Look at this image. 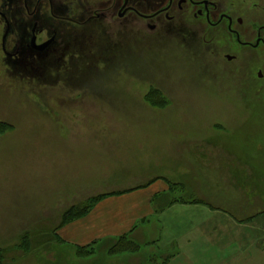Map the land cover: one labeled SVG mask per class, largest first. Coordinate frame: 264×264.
<instances>
[{
    "label": "rangeland",
    "instance_id": "374dc122",
    "mask_svg": "<svg viewBox=\"0 0 264 264\" xmlns=\"http://www.w3.org/2000/svg\"><path fill=\"white\" fill-rule=\"evenodd\" d=\"M137 5L152 11L159 0ZM174 14L156 31L130 15L61 27L66 50L30 54L22 65L0 53V123L12 126L0 134V248L7 264L168 263L175 243L114 254L112 241L97 243L82 257L54 235L72 206L149 172L180 178L179 195L205 198L239 225L247 220L249 235L263 234L254 241L264 247V112L245 103L242 74L216 63L219 54L200 46L198 28ZM64 153L70 175L56 166ZM80 162L82 169L74 166ZM236 248L227 249L226 260Z\"/></svg>",
    "mask_w": 264,
    "mask_h": 264
},
{
    "label": "flooded vegetation",
    "instance_id": "af4514ba",
    "mask_svg": "<svg viewBox=\"0 0 264 264\" xmlns=\"http://www.w3.org/2000/svg\"><path fill=\"white\" fill-rule=\"evenodd\" d=\"M81 10L87 14L84 19L75 15ZM43 12L48 14L47 24ZM174 13L198 28L200 46L219 54L216 63L229 69L233 65L242 74L245 103L264 112V0H159L152 11L142 10L137 0H0V53L6 61L22 65L30 54L66 50L70 41L60 45L61 27L130 15L156 31L160 22L173 20Z\"/></svg>",
    "mask_w": 264,
    "mask_h": 264
},
{
    "label": "crops",
    "instance_id": "0c3cea01",
    "mask_svg": "<svg viewBox=\"0 0 264 264\" xmlns=\"http://www.w3.org/2000/svg\"><path fill=\"white\" fill-rule=\"evenodd\" d=\"M71 161L64 153L63 161L56 166L70 175ZM74 166L82 169L81 162L74 163ZM96 166L99 168L97 161ZM141 174L149 178L109 190L115 194L98 202L88 215L58 228L54 235L73 246H86L95 241L110 243L111 239L124 234L142 246L175 243L178 252L166 264L261 263L264 247L255 243L258 237L254 239L249 235L247 220L244 226H240L205 198H201L204 202H192L194 199L179 195L184 194L183 189L172 191L170 182L184 183L180 178L153 172ZM175 198L187 201L172 203ZM262 238L260 233L258 240ZM196 241L199 244L194 246ZM234 244L237 248L231 249L228 255L233 259L226 260V251Z\"/></svg>",
    "mask_w": 264,
    "mask_h": 264
},
{
    "label": "trees",
    "instance_id": "16d2710c",
    "mask_svg": "<svg viewBox=\"0 0 264 264\" xmlns=\"http://www.w3.org/2000/svg\"><path fill=\"white\" fill-rule=\"evenodd\" d=\"M163 98V97H162ZM163 100H165V98H163ZM168 102H163V105H166ZM12 126L7 124V123H0V134L11 129ZM171 183V190L174 191L176 190V187L178 186L177 183L174 182H170ZM109 194L111 193H107V194H99L96 195L94 197H89L88 199H86L85 201L81 202V204H77L72 206L65 214H64V218L63 220L58 223L55 227H54V233L55 231L62 227L64 224H66L67 222L70 221H74L76 219L82 218L86 215H88L93 208L95 207V205L100 202L102 199H104L105 197H107ZM115 194V193H112ZM178 201H182V202H186L187 200L181 199V198H175L172 203L174 202H178ZM192 202H204L203 199H194L192 200ZM253 217L248 218V220H252ZM243 221V220H241ZM56 239L59 240V242H63L62 239H60L59 237L56 236ZM113 241L112 246L109 248V252L114 254V253H118L122 250H126L127 248H132V247H137L139 246L137 243H135L128 235L124 234L119 236L118 238H114L111 239ZM47 242V241H46ZM98 241H95L93 243H90L86 246H75V250L78 256H90L92 253L95 252L96 250V246H97ZM0 264H7V255H6V251L2 248H0Z\"/></svg>",
    "mask_w": 264,
    "mask_h": 264
},
{
    "label": "water",
    "instance_id": "95a60500",
    "mask_svg": "<svg viewBox=\"0 0 264 264\" xmlns=\"http://www.w3.org/2000/svg\"><path fill=\"white\" fill-rule=\"evenodd\" d=\"M151 28H153V26L151 25Z\"/></svg>",
    "mask_w": 264,
    "mask_h": 264
}]
</instances>
